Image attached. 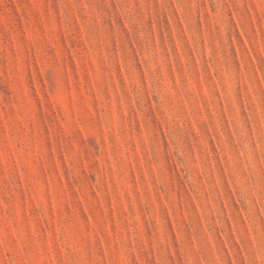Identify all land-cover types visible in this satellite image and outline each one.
<instances>
[{"label":"rangeland","instance_id":"374dc122","mask_svg":"<svg viewBox=\"0 0 264 264\" xmlns=\"http://www.w3.org/2000/svg\"><path fill=\"white\" fill-rule=\"evenodd\" d=\"M0 264H264V0H0Z\"/></svg>","mask_w":264,"mask_h":264}]
</instances>
